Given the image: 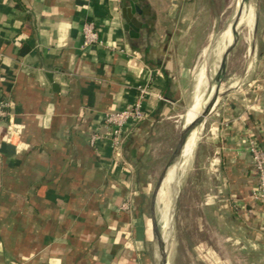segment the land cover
Returning a JSON list of instances; mask_svg holds the SVG:
<instances>
[{
	"label": "crops",
	"instance_id": "0c3cea01",
	"mask_svg": "<svg viewBox=\"0 0 264 264\" xmlns=\"http://www.w3.org/2000/svg\"><path fill=\"white\" fill-rule=\"evenodd\" d=\"M127 3L0 0V97L9 100L0 119V264H156L144 153L195 90L189 33L199 6L136 0L133 35L123 28ZM86 20L102 43L82 44ZM245 43L183 163L193 155L200 170L190 178L199 221L230 241L235 264H264V208L250 195L256 173L245 147L249 135L264 146V0H255ZM137 97L146 115L125 123L118 149L103 136L88 142L93 130L107 132L105 112Z\"/></svg>",
	"mask_w": 264,
	"mask_h": 264
},
{
	"label": "rangeland",
	"instance_id": "374dc122",
	"mask_svg": "<svg viewBox=\"0 0 264 264\" xmlns=\"http://www.w3.org/2000/svg\"><path fill=\"white\" fill-rule=\"evenodd\" d=\"M237 1L197 0L199 7L194 12L193 26L189 33L193 49L196 51V60L190 70L195 82L196 71L201 65L203 66L202 77L200 79V81L202 80L200 83L201 89L206 86L209 80L213 81L214 79L221 49L224 48H222L221 33L227 24L228 30H230V21L233 19L236 7L238 6L241 8V15L245 13V17L241 21L239 20L240 18L237 20V22L240 21L238 36L227 54L225 69L221 75V80H219V83L221 82L219 90L225 80L227 71L233 70V68L237 69L239 65L240 55L245 49V39L250 35L252 28V21L250 24H245V28H243L244 20L252 7V3L244 10L242 1L236 6ZM253 2L255 5V0ZM191 99L177 108L172 117L161 121L147 145L143 161V166L148 173L149 179L147 196L152 190L159 173L165 166L168 156L176 143L180 129L183 126V115L186 114L187 106L191 103ZM207 115L204 120H206ZM203 123L204 121L201 124ZM193 163L192 155L184 163L182 161L178 170L172 226L170 225L169 229L171 237L167 243L163 242L167 253V264H209L207 257L201 251H207L208 249L212 251L211 254L217 259L218 263L219 261L221 262L219 264H228L230 259L232 264H235L236 261L234 260L238 258V254L234 252L236 249L232 247L229 240L213 235V230L204 222L199 221L198 209L190 203L194 197L191 195L190 178L192 174H195L196 177L200 173L199 168H197L198 165L194 166ZM199 193L200 190H196L195 198L198 197ZM166 199L164 197L161 200V198L155 197L151 212L153 216H157L159 210L164 206ZM156 225L158 226V223ZM197 245L200 247H197ZM156 251L158 252L157 245Z\"/></svg>",
	"mask_w": 264,
	"mask_h": 264
},
{
	"label": "bare ground",
	"instance_id": "6f19581e",
	"mask_svg": "<svg viewBox=\"0 0 264 264\" xmlns=\"http://www.w3.org/2000/svg\"><path fill=\"white\" fill-rule=\"evenodd\" d=\"M241 1V0H240ZM237 1L236 6L240 2ZM244 10L249 6V4L252 3V7L249 10V13L247 17L244 20L243 28H245V24H250L254 17L255 12V5L253 0H242ZM245 17V13L241 15L240 11V21ZM240 21H230V30H228V24L222 31V48L228 43L234 41L238 36V25ZM254 30V29H253ZM244 36V35H243ZM249 43V42H248ZM212 44V43H211ZM208 49V48H207ZM222 50V49H221ZM207 51V50H206ZM202 69L203 66L199 67L196 71V79L194 82L195 90L192 95V101L187 106L186 114L183 115V126L188 125L193 119H195L203 110L205 109L208 100H209V93L204 92V87L201 89V77H202ZM208 79V78H207ZM226 89V88H225ZM228 89V88H227ZM201 127V124H198L194 126L185 141L181 144L177 156L175 160L168 164L163 172L162 178L157 186V189L155 191V194L157 197L161 198H167L165 201L164 206L158 212V217L153 216V220L155 222L157 235L161 239L162 242L166 243V237L169 234V239L171 237V232L169 229V225L172 226V218H173V204H174V198L176 195L177 190V178H178V170L180 169L181 163L184 159L188 157V155L191 153V150L193 148V144L197 138L199 129ZM164 177V179H163ZM163 179V180H162ZM162 181V183H161ZM158 205V204H157ZM160 208V206H159ZM157 211V210H156ZM158 223V226L156 225ZM176 239V238H175ZM153 254L155 258L156 264H161L160 257L156 249H153Z\"/></svg>",
	"mask_w": 264,
	"mask_h": 264
},
{
	"label": "built area",
	"instance_id": "2783aa9c",
	"mask_svg": "<svg viewBox=\"0 0 264 264\" xmlns=\"http://www.w3.org/2000/svg\"><path fill=\"white\" fill-rule=\"evenodd\" d=\"M82 44H100L101 38L95 28L93 21L86 20L81 24ZM9 100L0 97V119L7 113ZM145 112L140 106L139 97L128 108L115 109L105 112L102 115V124L107 128V132L101 134L93 130L88 136V142L93 145L99 137H107L111 140L113 148L116 150L123 139V127L126 122H136L145 116ZM246 151L250 157L252 166L256 173V182L251 188L252 198L259 200L264 208V146L258 142L254 136H248L246 140ZM129 196H125L120 203L121 208L129 206Z\"/></svg>",
	"mask_w": 264,
	"mask_h": 264
},
{
	"label": "water",
	"instance_id": "95a60500",
	"mask_svg": "<svg viewBox=\"0 0 264 264\" xmlns=\"http://www.w3.org/2000/svg\"><path fill=\"white\" fill-rule=\"evenodd\" d=\"M240 1V0H239ZM242 1V0H241ZM139 12L140 8L136 3V0H128V3L124 6L121 7V14L122 17L124 19V23H123V28H125L126 30H128V32L130 34L136 35L137 33V28L138 26H140L141 22L140 20H138L134 15L133 12L134 11ZM240 11L241 8L240 6L236 7V12L235 15L232 19V21H237L239 19L240 16ZM235 40L232 42H228L224 48L222 49L219 59H218V63H217V67H216V72L214 75V79L213 81H208L206 86L204 87V92L209 93V100L208 103L205 107V109L203 110V112H201L199 114V116H197L195 119H193L188 125L181 127L179 135L177 137L176 143L170 153V155L168 156V159L165 163V166L163 167V169L161 170V172L159 173L153 187L152 190L150 191V193L148 194V209L150 211V218H151V227H152V234H153V240L155 242V245H157L158 248V252H159V257H160V262L161 264H167V253H166V249L163 245V242L161 241V239L159 238V236L157 235V231H156V226H155V222L153 220V215L151 214L152 212V206H153V201L156 197L155 191L157 189V186L162 178L163 172L166 168V166L170 163H172L178 153V150L181 146V144L185 141V139L187 138V136L189 135L191 129L198 125L201 124L205 118V116L210 112L215 99L219 93V80H221V75L225 69V61L227 58V54L229 52V50L231 49V47L233 46ZM213 82V83H212Z\"/></svg>",
	"mask_w": 264,
	"mask_h": 264
}]
</instances>
